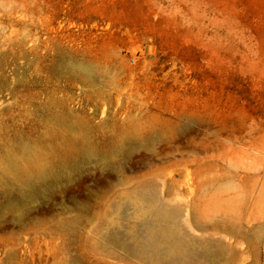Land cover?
Wrapping results in <instances>:
<instances>
[{
  "label": "rangeland",
  "instance_id": "obj_1",
  "mask_svg": "<svg viewBox=\"0 0 264 264\" xmlns=\"http://www.w3.org/2000/svg\"><path fill=\"white\" fill-rule=\"evenodd\" d=\"M0 264H264V0H0Z\"/></svg>",
  "mask_w": 264,
  "mask_h": 264
},
{
  "label": "bare ground",
  "instance_id": "obj_2",
  "mask_svg": "<svg viewBox=\"0 0 264 264\" xmlns=\"http://www.w3.org/2000/svg\"><path fill=\"white\" fill-rule=\"evenodd\" d=\"M9 14V13H8ZM15 91V90H14ZM28 93V92H27ZM21 98V97H20ZM186 120V119H185ZM189 122H191V121H189ZM201 122V121H200ZM199 122V123H200ZM62 123V122H61ZM179 123H182V122H179ZM170 126V125H169ZM171 127V126H170ZM80 128V127H79ZM46 129V128H45ZM64 129V128H63ZM183 129H185V128H183ZM44 130V129H43ZM137 131V130H136ZM151 131V130H150ZM167 132V131H166ZM119 133V132H118ZM182 133V132H181ZM188 133V132H187ZM47 134V133H46ZM63 135V134H62ZM127 135V134H126ZM217 136V135H216ZM54 137V136H53ZM59 137V136H58ZM63 137V136H62ZM140 137H141V135H140ZM149 137V136H148ZM159 137V136H158ZM55 138V137H54ZM68 138V137H67ZM130 138V137H129ZM146 138V137H145ZM157 139V138H156ZM178 139H179V137H178ZM215 139V138H214ZM212 140V139H211ZM209 141V140H208ZM214 141V140H213ZM176 142V141H175ZM210 142V141H209ZM208 142V143H209ZM205 142H203V144H204ZM157 144V143H156ZM185 144V143H184ZM190 144V143H189ZM113 145V144H112ZM220 145V144H219ZM209 146H210V143H209ZM222 146V145H221ZM189 148H190V146H188ZM199 147V146H198ZM108 148V147H107ZM119 148V147H118ZM193 148V147H192ZM122 149V148H121ZM119 150V149H118ZM206 150V149H205ZM20 151H22V150H20ZM114 152V151H113ZM116 153V152H115ZM144 153V152H143ZM118 154V153H117ZM182 154V153H181ZM6 155V154H5ZM12 155V154H11ZM186 155V154H185ZM7 156V155H6ZM12 156H15V155H12ZM32 157V156H31ZM211 157V156H210ZM16 158H17V156H16ZM26 158V157H25ZM195 158V157H194ZM28 159V158H27ZM199 159H202V158H199ZM36 160V159H35ZM34 160V161H35ZM14 161H16V160H14ZM54 161H55V159H54ZM133 161V160H132ZM174 161V160H173ZM22 162V161H21ZM45 162V161H44ZM110 162V161H109ZM134 162V161H133ZM29 163H30V161H29ZM33 163V162H32ZM24 165V164H23ZM26 165V164H25ZM84 165V164H83ZM29 168V167H28ZM38 168V167H37ZM42 168V167H41ZM164 169V168H163ZM166 169V168H165ZM164 169V170H165ZM23 171L21 172V177H20V180L22 181V184H24V185H28L29 184V182H28V178L26 177V172H25V169H22ZM39 170H40V168H39ZM152 172V171H151ZM33 173V172H32ZM169 173V172H168ZM36 174V173H35ZM111 176V175H110ZM139 177V176H138ZM37 178H39V177H37ZM44 178V177H43ZM127 180V179H126ZM34 181V180H33ZM49 181V180H48ZM109 181V180H108ZM124 181V180H123ZM128 181V180H127ZM69 183V182H68ZM109 183V182H108ZM127 183V182H126ZM37 185V184H36ZM168 185H169V183H168ZM107 186V185H106ZM54 187V186H53ZM109 187V186H108ZM88 188V187H87ZM36 190H37V188H35ZM171 190V189H170ZM166 192H169L167 189H166ZM31 193V192H30ZM166 194H168V193H166ZM101 195V194H100ZM144 196V195H143ZM143 196H142V198H143ZM145 197V196H144ZM146 198V197H145ZM98 200V199H97ZM100 201V200H99ZM143 201H146L145 199H143ZM144 204H142V209L144 210V211H134L135 213H136V216L137 217H140L141 218V220L143 221H141L143 224H145V226H147L148 225V221L149 220H147V216L145 215V213L146 212H152V210L150 209L151 207H150V204H147L146 202H143ZM83 206V205H82ZM93 207V206H92ZM73 208V207H72ZM95 208V207H94ZM64 209V208H63ZM84 209V208H83ZM48 210V209H47ZM125 212V214H127V216H130L128 213H126V211H124ZM154 213H156V216H159V217H163L164 215L163 214H165V211H161L160 210V212H153L152 214H154ZM151 214V213H150ZM75 220V219H74ZM87 220V219H86ZM138 223V222H137ZM141 226V225H140ZM147 229V228H146ZM145 229V230H146ZM137 230V229H136ZM154 230V229H153ZM147 231V230H146ZM143 232V231H142ZM138 233H140V232H138ZM147 233V232H146ZM128 234V233H127ZM134 235H136V234H134ZM133 235V236H134ZM143 235H145V234H143ZM129 236H130V234H129ZM140 236V235H139ZM142 237V236H141ZM159 237V236H158ZM150 239L151 238H149V240L148 241H146V242H149L150 241ZM153 239V238H152ZM156 239V238H155ZM159 239H162V238H159ZM128 240H132V237L130 238V239H128ZM134 240V239H133ZM164 240V239H163ZM154 241V240H153ZM175 241V240H174ZM176 241H178V240H176ZM132 242V241H131ZM166 242V241H165ZM125 243V242H124ZM134 243H135V240H134ZM139 243V242H138ZM145 243V242H144ZM143 243V244H144ZM179 243V242H178ZM126 244V243H125ZM136 244V243H135ZM128 245V244H127ZM141 245V244H140ZM171 245V244H170ZM175 245H176V243H175ZM179 245H181V244H179ZM178 245V246H179ZM143 247V246H142ZM167 247V246H166ZM174 247L175 246H173V249H174ZM177 248V247H176ZM169 250H171L170 248H168ZM176 250V249H175ZM166 251H167V248H166ZM172 251V250H171ZM174 251V250H173ZM172 251V252H173ZM177 251V250H176ZM170 252V251H169ZM168 253V252H167ZM170 254H172V253H170ZM80 257V256H79ZM171 257V256H170ZM167 262V261H166ZM175 263V262H174Z\"/></svg>",
  "mask_w": 264,
  "mask_h": 264
},
{
  "label": "built area",
  "instance_id": "obj_3",
  "mask_svg": "<svg viewBox=\"0 0 264 264\" xmlns=\"http://www.w3.org/2000/svg\"><path fill=\"white\" fill-rule=\"evenodd\" d=\"M131 61H133V59H131Z\"/></svg>",
  "mask_w": 264,
  "mask_h": 264
}]
</instances>
